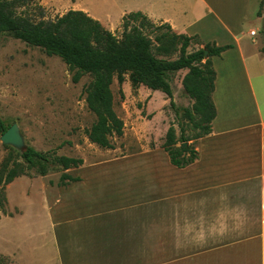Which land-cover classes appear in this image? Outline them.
Returning a JSON list of instances; mask_svg holds the SVG:
<instances>
[{"label": "crops", "instance_id": "crops-1", "mask_svg": "<svg viewBox=\"0 0 264 264\" xmlns=\"http://www.w3.org/2000/svg\"><path fill=\"white\" fill-rule=\"evenodd\" d=\"M261 2L39 0L58 15L83 11L113 33L123 15L139 11L194 36L199 48L232 46L211 57L216 116L212 131L192 140L193 162L178 167L160 145L143 146L83 162L70 173L80 180L43 197L40 226L53 264H228L235 255L249 264L258 250L263 264L264 33L254 26L264 19ZM126 80L122 92L141 93L143 85L133 90ZM17 250L0 254L17 264Z\"/></svg>", "mask_w": 264, "mask_h": 264}, {"label": "rangeland", "instance_id": "rangeland-1", "mask_svg": "<svg viewBox=\"0 0 264 264\" xmlns=\"http://www.w3.org/2000/svg\"><path fill=\"white\" fill-rule=\"evenodd\" d=\"M263 9L264 0L261 11ZM16 13L33 20L58 16L53 9L40 5L39 0L17 7ZM254 26L259 29V34L264 33V19H259V24ZM121 32L120 27L114 34L120 36ZM199 47L198 42L192 40L187 51ZM186 72L187 69H181L170 80L173 103L179 114L160 90L152 92L143 86L139 88L141 93L126 90L121 97L119 88L123 89L124 83L119 86L114 78L111 84L113 107L123 121V134L110 137L112 148H102L91 143L85 133L96 119L85 102L91 76L84 74L78 82H73L72 72L58 56L47 55L43 49L26 44L7 32L0 33V117L6 125L16 122L26 146L44 152L50 159L66 155L81 157L83 162L90 163L137 153L143 146L162 147L170 125L174 127L176 136L179 135L180 124L186 134L194 133L182 111L193 103L182 86ZM15 150L0 141V166L6 160H9V166L13 160L22 162ZM63 172L76 175L79 170H64L54 163L45 175L31 169L0 189V215L3 212L12 215L22 212L21 215L0 219V253L11 254L18 249L17 264H53L48 251V232L40 226L42 199L56 190ZM262 251L264 255V248ZM249 256V264H262L259 250ZM9 262L7 254H0V263ZM228 264L245 262L235 255L234 261Z\"/></svg>", "mask_w": 264, "mask_h": 264}, {"label": "trees", "instance_id": "trees-1", "mask_svg": "<svg viewBox=\"0 0 264 264\" xmlns=\"http://www.w3.org/2000/svg\"><path fill=\"white\" fill-rule=\"evenodd\" d=\"M33 1L0 0V33L7 32L26 44L43 49L47 55L58 56L72 72L73 82H78L84 74L91 76L85 96L87 108L96 117L85 131L91 143L102 148H112L110 137L123 134V121L113 107L111 84L114 78L119 86L127 79L133 90L143 85L151 90L162 91L169 98L176 114H179L178 107L173 103L170 80L175 72L187 69L182 78V86L193 103L182 111L194 133L186 134L180 124L179 135L176 136L174 127L170 125L162 148L168 153L170 162L178 167H184L196 159L197 152L193 144L182 143L212 131L216 109L212 100L215 71L211 57L219 56L232 47L230 44L218 46L206 43L188 52L187 48L195 39L194 36L177 34L170 25L155 23L139 11L123 15L120 36L80 10H68L54 19L39 20L16 13L17 7ZM262 3L263 0L260 7ZM163 28L166 30L162 31ZM204 50H207L206 57ZM174 54H177L175 58H169ZM119 93L123 97L121 88ZM9 126L0 117V135ZM15 151L22 162L13 160L9 166V160H6L1 164L0 189L31 169L39 175H45L54 163L64 170L83 164L81 157L59 155L50 159L32 146H27L23 152ZM77 180H80L78 176L63 172L57 185L64 186Z\"/></svg>", "mask_w": 264, "mask_h": 264}, {"label": "water", "instance_id": "water-1", "mask_svg": "<svg viewBox=\"0 0 264 264\" xmlns=\"http://www.w3.org/2000/svg\"><path fill=\"white\" fill-rule=\"evenodd\" d=\"M205 57L207 56V50H204ZM0 141L8 146H11L20 152L26 150V144L23 134L20 131V128L16 122H13L6 130L0 135ZM187 145L188 142L182 143Z\"/></svg>", "mask_w": 264, "mask_h": 264}, {"label": "built area", "instance_id": "built-area-1", "mask_svg": "<svg viewBox=\"0 0 264 264\" xmlns=\"http://www.w3.org/2000/svg\"><path fill=\"white\" fill-rule=\"evenodd\" d=\"M250 33H251V34H254V31L252 30Z\"/></svg>", "mask_w": 264, "mask_h": 264}]
</instances>
